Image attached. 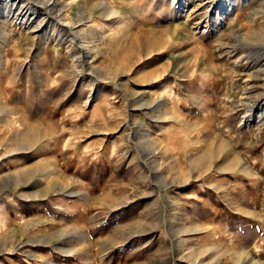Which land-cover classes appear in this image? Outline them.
Instances as JSON below:
<instances>
[{
	"label": "rangeland",
	"instance_id": "1",
	"mask_svg": "<svg viewBox=\"0 0 264 264\" xmlns=\"http://www.w3.org/2000/svg\"><path fill=\"white\" fill-rule=\"evenodd\" d=\"M0 264H264V0H0Z\"/></svg>",
	"mask_w": 264,
	"mask_h": 264
}]
</instances>
